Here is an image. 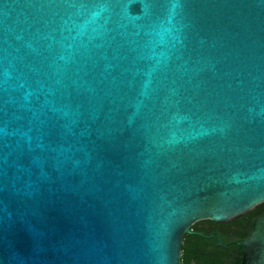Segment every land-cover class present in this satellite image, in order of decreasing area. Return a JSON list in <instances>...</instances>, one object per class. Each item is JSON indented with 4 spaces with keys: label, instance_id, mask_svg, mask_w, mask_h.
I'll return each instance as SVG.
<instances>
[{
    "label": "water",
    "instance_id": "95a60500",
    "mask_svg": "<svg viewBox=\"0 0 264 264\" xmlns=\"http://www.w3.org/2000/svg\"><path fill=\"white\" fill-rule=\"evenodd\" d=\"M262 203L264 0H0V264H181Z\"/></svg>",
    "mask_w": 264,
    "mask_h": 264
},
{
    "label": "trees",
    "instance_id": "16d2710c",
    "mask_svg": "<svg viewBox=\"0 0 264 264\" xmlns=\"http://www.w3.org/2000/svg\"><path fill=\"white\" fill-rule=\"evenodd\" d=\"M264 212V203L259 204L246 214L232 222L207 221L211 226L221 229V244H217V236L211 237L209 232L198 231L199 234H185L182 242L181 264H240L242 247L236 242L246 237L252 220ZM237 223L239 228L233 234L224 232V227ZM223 245H226L225 247Z\"/></svg>",
    "mask_w": 264,
    "mask_h": 264
},
{
    "label": "flooded vegetation",
    "instance_id": "af4514ba",
    "mask_svg": "<svg viewBox=\"0 0 264 264\" xmlns=\"http://www.w3.org/2000/svg\"><path fill=\"white\" fill-rule=\"evenodd\" d=\"M232 221H230V222H232ZM238 228H239L238 224L235 223V224L230 225L229 227H224L223 230L227 234H233L236 230H238ZM192 229L194 231H206V232H209V235L211 237L218 236V235L221 236V229H218L216 226H211L207 221H200V222L195 223L192 226Z\"/></svg>",
    "mask_w": 264,
    "mask_h": 264
}]
</instances>
